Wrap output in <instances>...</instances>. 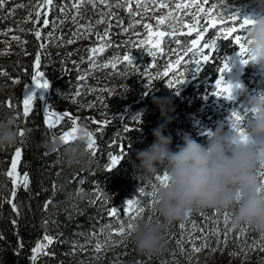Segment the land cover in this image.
<instances>
[{"label": "trees", "instance_id": "obj_1", "mask_svg": "<svg viewBox=\"0 0 264 264\" xmlns=\"http://www.w3.org/2000/svg\"><path fill=\"white\" fill-rule=\"evenodd\" d=\"M37 1L43 3V0ZM16 2L23 5L21 9L17 8V12L0 9V30L18 26V22L14 21L22 18L20 11L22 13L33 0ZM95 10L90 4L83 3L79 9V14L83 17L81 22L96 23L102 14L88 20ZM180 16L182 17L177 25L174 24L172 29L165 28L169 32H176L177 35L161 39L162 49L157 56L143 60L142 53L135 51L133 57L138 72L130 66L121 67L118 63V73L123 74H111L110 79L102 81L101 84H91L92 89L90 86L79 87L80 81L77 80L74 70L64 67L65 61H81L86 56L87 48L70 44L65 51H50L47 54L38 44L34 32H10L19 37L18 40L13 39L14 36H0V70L3 71L0 73V118L14 116L18 131L15 145L0 148V264H168L171 261L173 264H184L183 254L188 235L225 239L223 233L226 228L210 227L225 217V213L231 222L234 209L193 210L183 220L168 224L161 221L152 202L149 205L142 204V212L134 211L131 217H124L125 197L144 196L148 187L156 185L158 177L167 173L164 165H160L155 174H146L136 165L139 163L136 152L147 148L153 142L152 130L161 125L160 120L165 119V116L161 115V107L167 119L180 116L183 120V117L188 118L189 113L197 112L204 95L208 96L211 91V84L218 75L224 55L230 51V47H234L231 38L229 41L218 40L217 50L213 52L214 58L206 64L202 63L201 70L190 76L179 93L167 97L160 88L163 77L159 76V73L175 65L176 58L168 55V51L178 45L176 39H179L180 43L190 39L187 31L182 33L181 24L192 21V15L181 13L178 17ZM108 22L107 19L106 23ZM108 33L110 36L114 33L112 42L117 45L125 44L131 39L126 37L130 32L119 33L118 27H111ZM205 35H209L211 40L215 38L210 28ZM66 41H69V38ZM116 49L118 47L108 49L104 56L112 54L117 57L119 54ZM38 54L39 69L36 67ZM46 63L50 66L45 75L51 87L61 94L74 92L78 97L84 94L87 100H91L97 93L99 99L108 98L111 101L119 91L131 98L130 110H138L144 106L153 113L146 114V118L142 117L141 127L129 128L128 132L125 131L120 117L104 123L87 119L95 150H88L85 144L86 157L72 168H67L62 163V149L49 153L44 148L47 142L55 141L56 138L60 140L63 135L58 124L48 127L52 112L46 107L44 112L41 108L43 101L38 98L27 116L23 111V84L31 81L38 70H44ZM15 78L20 79L19 84L14 82ZM99 87L103 91H95ZM154 98L162 99L161 106L154 103ZM239 99L235 98L231 102L238 103ZM249 106L252 107L250 104ZM157 113L160 114L159 118L156 117ZM204 117L205 115H201L198 121L202 122ZM221 117L222 115L211 116L208 121ZM188 133V136L198 142L204 143L207 140L203 133ZM164 134L171 135L172 150L183 143L184 137L180 134L166 130ZM77 138L78 136L62 144H73ZM17 148L21 152L17 173L20 177L27 173L29 184L26 189L22 184L16 187L13 197L12 178L7 176V172ZM112 156H117L120 160L109 170ZM98 194L99 201L96 202L95 197ZM10 200L15 204V210L12 203H9ZM112 208L117 210L116 217L108 215ZM141 218L161 223L160 232L164 246L157 253L138 251L129 238L132 230L127 229V225H135ZM119 221L125 227L123 235L113 231L119 226ZM181 223L185 225L183 229L180 227ZM191 223H194L195 227L189 233ZM239 227L242 230V240L235 241L228 236L229 240H225L224 246L227 245L228 250L235 255L244 252L239 254L240 264H264V233L247 224ZM45 235L53 237L52 244H47ZM101 236L109 237L110 240H102ZM98 242L103 245L99 252L94 246ZM38 244L46 247L36 253L37 258L33 261L32 249ZM251 250L253 252H250Z\"/></svg>", "mask_w": 264, "mask_h": 264}, {"label": "rangeland", "instance_id": "obj_2", "mask_svg": "<svg viewBox=\"0 0 264 264\" xmlns=\"http://www.w3.org/2000/svg\"><path fill=\"white\" fill-rule=\"evenodd\" d=\"M16 1L18 0H8L4 9L7 10V12H17L18 2ZM79 2L80 0H54L52 6L40 8V3H38L37 0H33L30 5H27L26 9L22 13L20 11L22 18L14 21L18 22V26L0 30V36H14L10 33L12 31L19 33L35 32L36 29L39 28L41 30V37L37 40V42L39 45H44L42 49L47 54L50 51H65V48L70 44L77 47L87 48L86 56L81 61L76 63L65 61L64 67L67 66L74 70L77 80H80L81 82L79 87L90 86V89H92L93 87L91 84H101L102 81L110 79L111 74H117L118 63H120L121 67H129V65L123 62L124 53L129 51L133 62L135 51L142 53L141 59L143 60L146 57L151 58L152 56L148 55V49L151 48L152 45L148 42H155L157 39L155 33H170L169 31L164 30L165 27L170 28L174 26V24L177 25L179 18L182 17H178L181 13L190 14L193 18H191L192 21L184 22L181 25L183 28L182 33L187 31V35L191 36V38L185 43H180V45L172 47V49L168 51V55H174L176 61L179 60L181 63L179 65L175 63V65H173L170 69H163L159 73V76L163 77L160 88L164 90L167 97H172L173 94L179 93L189 80V76L196 74L193 69H189V64L186 62H188V60L191 61L193 59L200 58L194 52H190L189 48L191 47V41L196 39L197 31L207 27V25H205L207 22H210L212 18L218 21L215 29L210 28L211 31L214 32V37H216V33L220 27L235 26L238 28L239 20L232 22L228 19L229 15L235 13L238 17L244 18L264 13V0H223V2L222 0H108L106 4L101 3V0H94L96 10L88 18V20L90 18H94L95 15L102 14V16L97 19V21L101 22L98 23L96 21V23H84L81 22L83 17L80 16V14H77V9L73 7L74 3ZM83 3L90 4L93 7V4L88 3V0H84ZM161 3L167 5V7H160ZM177 4L192 5V7L177 9ZM196 4L203 5L205 10L210 8L213 4H216L217 7L213 9L211 17L205 16L203 13H200L197 16ZM61 7L64 8L63 12L60 10ZM129 8L131 11H129ZM37 11L41 12V18L39 23L35 24L34 22L37 20ZM44 12H48V19L50 21L47 27H43ZM170 12L174 14V19L169 17L168 14ZM221 12L224 14L221 15ZM30 13L31 15H29ZM73 17L76 18L75 22L73 21ZM158 17H165L164 23H158ZM107 19L109 20L108 23H106ZM53 21L54 23H52ZM110 25L111 27H118L119 33L128 34V32H130V35L133 36H126L127 38L131 37V39H124L125 41L127 40L125 44H113L112 37L114 34L110 36V33H107V35L105 33L106 29L108 31L111 30V27H109ZM145 25H150L151 28H146ZM193 27L195 28V31H190ZM0 28L2 27L0 26ZM49 33H51V36H49ZM233 35H241L244 37L247 36V32L241 30ZM98 36L103 38L98 39ZM172 37L173 36L169 35V38ZM233 37H230L231 41ZM67 38L73 42L68 43V41H66ZM205 40L211 41L210 36H206L204 34L198 47H202ZM135 44H142L144 48H135L133 47ZM125 45H127V47H125ZM233 46V49L230 47V51L225 55L224 59L220 63V67L223 66V63H226L227 68H225L222 72H219L215 81L222 76L223 81L226 84H231L234 99L240 95L238 103H229V101L233 99H225L223 96L218 97L213 95L212 93L215 90L214 81L211 87V94L208 97H204L199 107V116L202 114L206 115L204 117V127L202 128L201 124L198 123L199 118L196 117L194 112L189 113L190 116L187 119L183 117V120L180 116H173L170 119L160 120L161 125L164 126V131H172L173 133L180 134L182 137L188 136V132H197V134L202 132L203 136L205 135L208 137L207 133L209 130H214L218 123L222 122L225 125L226 130H228V128L231 129V124L228 122L231 110L233 108H238L240 105L250 107L246 102L248 96L258 94L260 97L261 94H264V67L260 65H253L250 61L243 63L242 58L238 53L239 46L234 43ZM95 47H101L104 51L95 56L93 59H90L89 57L91 53L89 50ZM114 47H118L116 52L119 55L116 57L110 54L108 57H105L104 54L108 48L112 49ZM160 50L161 48L158 51ZM158 51L155 56L158 55ZM204 54H208L207 49L204 50ZM184 55H186L189 59H182ZM117 58H119V62L117 61ZM245 58L247 59L248 57L245 56ZM113 63H116L115 68L111 66ZM104 65L108 66L105 67ZM44 66L45 69L40 70L39 72L43 73L42 79H47L44 72H48L49 69L47 68H49L50 64L46 63ZM245 66H247L246 70H244ZM136 72H138V70H136ZM165 72L169 73L168 78L164 76ZM177 72H183L186 78L184 82L179 84L176 88H170L167 85L168 79L171 78L173 73ZM0 73H3V71L0 70ZM121 74L123 73H118V75ZM19 80V78H15L17 83H19ZM47 80L49 81V79ZM241 82L245 87L241 86ZM49 85L50 86L47 89L43 90V88H37L34 85V82H26L23 85V93L25 96L27 93H32L34 95L35 90L40 92L46 91V108L49 111L57 113L63 117L57 123L58 127L61 126L60 130L63 135L71 132L74 127L79 129L76 136H78V133L81 131H83L84 134L85 132L90 133V126L86 123L87 119L93 120L97 123H104L107 120H113L120 117L124 128H139L142 126V117L145 116L144 118H146V114L153 113L146 107H140L138 110H130L131 98L127 97V95L121 94L119 91L117 93L118 95H116L111 101H109L108 98L104 100L99 99V94L97 93L94 94V99L87 100V98L84 97V94H80L79 97L78 94L74 92L60 94L51 87V84ZM97 90L100 92L103 91L100 87L95 89V91ZM110 95L111 94H109V96ZM141 101L144 102L143 99H141ZM34 103L35 101L32 102V105ZM65 113L68 115L65 116ZM221 113H223V118L208 121L210 116ZM252 115L253 114H250L249 117H245L242 120L240 127L244 129L247 119H249ZM159 116L160 114L157 113L156 117L159 118ZM73 120L76 121L75 125L73 124ZM212 123L214 126H211ZM198 126H200V129H197ZM86 137L88 145L89 137L87 135ZM258 171H260V163L257 165L256 173ZM163 176L164 175L159 176L158 178ZM257 179L259 182L260 178L258 176ZM156 183V185L148 187V192L144 196L140 197L134 195L125 197L123 200L124 209L128 207L127 202L129 199H132L133 201H140L137 206L139 208L142 207V204L149 205L154 202L155 196H150L148 194L156 191L158 187L162 186L159 179H157ZM95 201H99V194L95 197ZM132 213L126 214L124 210V217H131ZM120 226L121 222L119 221L117 229H119ZM194 227V223L189 224V233L194 229ZM210 228H226L223 233V237L225 239L217 237L214 239H208L204 236L196 237L188 235V238L185 240V253L183 254L184 264H240L239 256L244 254V252L239 253L240 255H235L228 250L229 247H226L227 245L224 246L225 240H229V238H227L228 236L232 237L235 241L242 240V230L240 227L238 226L233 228L231 222L228 219L225 221V217H223L220 221L214 223ZM100 238L105 241L110 240V238L106 236H101ZM250 243L252 244L253 242ZM94 246H97V244L95 243ZM240 248H242V244L240 245ZM250 252H253V250ZM168 264H173V262L171 261Z\"/></svg>", "mask_w": 264, "mask_h": 264}, {"label": "clouds", "instance_id": "obj_3", "mask_svg": "<svg viewBox=\"0 0 264 264\" xmlns=\"http://www.w3.org/2000/svg\"><path fill=\"white\" fill-rule=\"evenodd\" d=\"M249 18L252 23L247 29L248 48L254 57L250 62L264 67V13ZM246 102L257 109L244 128L254 142L245 143L239 132L226 130L221 122L204 143L185 136L183 143L172 150V137L164 134V126L160 125L152 130L153 142L136 152V165L144 173L155 174L160 165L166 168L167 183L156 189L153 204L163 223L183 220L193 210L234 209L233 228L247 224L264 233V192L258 191L256 175L258 163L264 162V104L258 94L248 96ZM154 103L161 106L162 101L154 98ZM161 115L167 119L163 108ZM17 140L15 117L0 118V148L13 146ZM86 143L87 137L81 131L73 144L55 140L44 148L49 153L62 149L63 165L72 168L86 157ZM160 229L161 223L141 218L129 238L138 251L157 253L164 246Z\"/></svg>", "mask_w": 264, "mask_h": 264}, {"label": "snow or ice", "instance_id": "obj_4", "mask_svg": "<svg viewBox=\"0 0 264 264\" xmlns=\"http://www.w3.org/2000/svg\"><path fill=\"white\" fill-rule=\"evenodd\" d=\"M84 2V0H80L79 3H74L73 7L77 9V14H79V7L81 6V4ZM108 0H101V3H107ZM223 2V0H222ZM8 3V0H0V9H4L5 5ZM54 3V0H43V3L40 4V8H44L45 6H52ZM88 3L93 4V7H95V2L94 0H88ZM18 7H23V5H17ZM160 7H167V5L161 3ZM188 7H192V5H182V4H177L176 8L177 9H181V8H188ZM217 7L216 4H213L210 8H207L205 10L203 5L200 4H196V15L198 16L200 13H203L205 16H209L211 17V14L213 12V9H215ZM61 12L64 11V8L61 7ZM129 11H131V9L129 8ZM224 13L221 12V15H223ZM31 15V13L29 14ZM169 17L171 18H175L173 13H169L168 14ZM36 17L37 20L36 22H34L35 24H38L41 18V12L37 11L36 12ZM43 27H47L50 23L49 19H48V12H44L43 13ZM75 17H73V21L75 22ZM228 19L232 22H235L237 20H239V25L238 28L233 26V27H220L219 30L216 33V37L213 38L211 41L205 40V42L203 43L202 47H198V45L200 44L201 38L204 36V33L208 31V28H213L215 29L217 26L218 21H216L214 18H212L210 20V22L208 23L207 27L203 28L200 31H197L196 33V39L191 41V47L189 48L190 52H194L195 54H197L200 58L199 59H194L190 62H186L189 64V69H193L194 72L198 73L201 70V64L202 63H208L210 62L214 57H213V52H215L217 50V41L221 40V41H229L230 37H233L234 33H237L238 31H244L247 32L248 26L252 23V20L249 17H244V18H240L238 17L235 13L231 14L228 16ZM158 23H164L165 17H158L157 18ZM98 23L101 21H97ZM54 23V21L52 22ZM111 27V25L109 26ZM146 28H151L150 25H145ZM127 31V29H126ZM190 31H195V28L193 27ZM108 30H105V33L107 35ZM34 35L36 37L37 40L40 39L41 37V30L39 28L36 29V31L34 32ZM157 39L155 40V42L149 41L148 43L151 44V48L148 49V55L155 57L156 52L160 49V45H161V39L165 38L167 35H171L173 37H175L177 35L176 32H170V33H165V32H157L155 33ZM49 36H51V33H49ZM103 37H99L98 39H102ZM13 39H19V37L14 36ZM72 40H69L68 43H72ZM178 45H180V40L176 39L175 41ZM234 44L239 46V55L242 58V62L243 63H247L248 61L254 59V57H252L249 54V48H248V44L250 43V41L247 40V36L242 37L241 35H235L232 39V41ZM41 48L44 47L43 44L40 45ZM125 47H127V45H125ZM133 47L138 48V49H143L144 46L142 44H135L133 45ZM207 49L208 50V54H204V50ZM91 55H90V59H93L95 56H97L98 54L102 53L104 51L103 48L101 47H95L89 50ZM245 56H247L248 58L246 59ZM39 61H40V56L39 54L36 57V67L37 69H39ZM117 61L119 62V58H117ZM123 62H125L127 65H129L130 67L133 68V70H139L137 68V64L133 62L132 57L129 54V51L123 54ZM176 63L179 65L181 63V61L177 60ZM105 67H107L108 65H104ZM113 68L116 67V63H113L111 65ZM225 68H227V64L223 63V66L219 68V72H222ZM164 76L166 78L169 77V73L165 72ZM43 77V73H40L39 71H37L36 75L32 76V81L34 82V85L37 88H45L47 89L49 87V81L47 79H42ZM186 76L183 72H177V73H173L171 78L168 79V86L170 88H176L179 84H182L185 80ZM83 79V78H81ZM214 91H213V95H216L218 97L223 96L225 99H234L233 95H232V85L231 84H226L223 81V77H219L216 81H215V87H214ZM35 96L32 93H27L24 96L23 99V109H24V115L27 116L29 111L31 110L32 107V102L34 100ZM260 101L262 104H264V94H261L259 97ZM257 111L256 108L253 107H248V106H241L240 108H233L231 110V115L229 117L228 122L231 124V129L239 132L241 134V138L245 143H251L254 141H251L250 138L245 134L244 129L242 127H240V124L242 122V120L245 117H249L250 114H253ZM52 115L55 117L56 121L61 120L63 117L60 116L57 113H52ZM65 116H67L68 114L65 113ZM46 122H47V118H46ZM73 124H76V121L73 120ZM55 124L54 122H50L48 123V127H54ZM130 129L126 128L125 131L128 132ZM79 131L78 128L74 127L73 130L69 133H66L64 135L60 136V140L62 143H68L70 139H75L76 137V133ZM22 134V133H21ZM208 135H210V131L207 133ZM85 135H87L89 137V143L87 145L88 150L93 151L94 152V140L92 139V134L91 133H85ZM21 156V152L19 149L16 150L12 161H11V166L9 171L7 172V176L12 178V184H13V197L15 196V189L16 187L20 186L22 184V186L26 189L28 187L29 184V177L27 173H24L22 177L19 176V174L17 173V165H18V161L19 158ZM120 158L117 156H112L110 158V164H109V170H111L112 168H114L118 163H119ZM256 175L260 178L259 179V185L260 188L258 189V191L260 192H264V162L260 163V171H258L256 173ZM161 185L165 186L168 180V176L165 173L163 177L158 178ZM148 195L150 196H155L156 195V191H153L151 193H149ZM147 198V197H145ZM9 203H12V201L10 200ZM140 201H133L132 199H129L127 204L128 207L125 209V213L126 214H130L132 212H142L143 208H139L137 207L139 205ZM47 204L48 202H46L45 204V208H47ZM12 207L15 210V204L12 203ZM109 217H116L118 215L117 210L115 208L111 209L108 212ZM188 215V214H187ZM186 215V216H187ZM228 216L227 213H225V221H227ZM134 227L133 224L129 223L127 225V229L132 230ZM180 227L183 229L185 227V225L183 223L180 224ZM103 231V230H101ZM114 232H116V234L118 235H123L125 233V227L123 225V223H121V226L119 229H113ZM44 240L47 241V244H52L53 243V237L45 235L44 236ZM178 243H180L178 241ZM102 244L101 243H97L96 246V251L99 252L102 248ZM44 247H46V245L43 244H38L35 248L32 249V260L35 261L36 260V253L43 249ZM196 250V249H194Z\"/></svg>", "mask_w": 264, "mask_h": 264}, {"label": "water", "instance_id": "obj_5", "mask_svg": "<svg viewBox=\"0 0 264 264\" xmlns=\"http://www.w3.org/2000/svg\"><path fill=\"white\" fill-rule=\"evenodd\" d=\"M53 120H55V117L53 118ZM53 120H52V121H53ZM52 121H51V122H52Z\"/></svg>", "mask_w": 264, "mask_h": 264}, {"label": "bare ground", "instance_id": "obj_6", "mask_svg": "<svg viewBox=\"0 0 264 264\" xmlns=\"http://www.w3.org/2000/svg\"><path fill=\"white\" fill-rule=\"evenodd\" d=\"M241 252V251H240Z\"/></svg>", "mask_w": 264, "mask_h": 264}]
</instances>
